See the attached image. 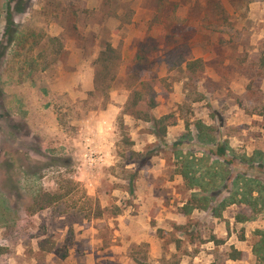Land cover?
Instances as JSON below:
<instances>
[{
	"label": "rangeland",
	"instance_id": "1",
	"mask_svg": "<svg viewBox=\"0 0 264 264\" xmlns=\"http://www.w3.org/2000/svg\"><path fill=\"white\" fill-rule=\"evenodd\" d=\"M262 159L264 0H0V264H264Z\"/></svg>",
	"mask_w": 264,
	"mask_h": 264
},
{
	"label": "trees",
	"instance_id": "2",
	"mask_svg": "<svg viewBox=\"0 0 264 264\" xmlns=\"http://www.w3.org/2000/svg\"><path fill=\"white\" fill-rule=\"evenodd\" d=\"M11 9V6H9V10ZM9 14H11L9 12ZM7 20H9V24L7 25V29H11L10 25H14V23H16L14 21V18L11 17V15H8ZM212 22V21H211ZM173 32L172 30L170 31V33ZM13 34V33H12ZM19 34V31H16L14 35ZM16 39V36H14L13 40ZM18 39V37H17ZM54 39V38H53ZM109 46V50L114 51V48L111 46V44L108 45ZM5 54V52H4ZM31 57L25 58L24 63L25 64H29L32 65L33 63L30 61ZM199 62L198 59L193 60V59H187L186 61V66L188 68L193 69V75H192V80H195V66L197 65V63ZM213 81V80H210ZM214 90L213 91H209V96H212ZM137 103H134L133 106H135ZM152 107H156L158 105V102H156L154 99L152 100V102L150 103ZM169 116V115H168ZM168 116H165L163 118L157 119L156 117H150V119L148 120H153L155 123H162L165 119L168 118ZM166 125H163L162 128H160V133L159 135H163L166 133ZM202 140H204L205 142L210 141L211 143L215 142V139L213 138H208L205 139L203 136H200ZM260 153V152H257ZM258 159V158H257ZM256 159H253L251 161H255ZM264 160V159H262ZM183 175L187 178L188 180V184L191 187H200L203 190H206V185L210 184L211 187L209 189H207L208 191L214 193L215 190H220L221 185L220 183L218 184L216 182V179L218 177H216L215 175L217 173H215L214 175V181L212 182H206L204 177L208 174V172L204 171L201 172L200 176L196 175V171H198V163H194L193 161H190L188 159H185V162L183 163ZM236 179V178H235ZM243 180V181H242ZM242 181L240 184L239 182ZM261 182L258 179H247L245 178V176H238L236 180H234L233 183V187H232V192L230 197L225 198L219 205L220 209H223L224 207H227L228 205L231 204H246L251 206L252 208H256L257 206V202L260 200V193L258 191V188L260 186ZM220 188V189H219ZM235 191V192H234ZM257 193V195H254V193ZM212 196V195H211ZM213 197V196H212ZM50 199V198H49ZM210 199V197L208 196H200V195H195L194 196V200L195 201H204V202H208ZM264 200V198H263ZM264 203V202H263ZM45 208V205H40L39 206V210H42ZM187 210L185 211V213H189L191 211L192 208L188 209V205L186 206ZM217 210V209H216ZM257 252H260V250L257 249ZM242 255V253L238 250H235L234 253H232L230 255L231 259H239L240 256ZM262 256V255H261Z\"/></svg>",
	"mask_w": 264,
	"mask_h": 264
}]
</instances>
